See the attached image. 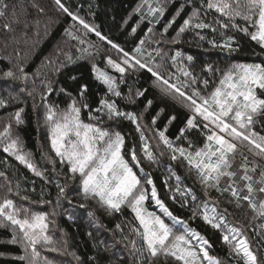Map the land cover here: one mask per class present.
I'll return each instance as SVG.
<instances>
[{"label":"snow or ice","instance_id":"6c2138e0","mask_svg":"<svg viewBox=\"0 0 264 264\" xmlns=\"http://www.w3.org/2000/svg\"><path fill=\"white\" fill-rule=\"evenodd\" d=\"M55 4L78 22L86 30L85 34L92 33L109 45L116 57H106V68L111 72L92 64L95 81L105 89L95 100L91 98L92 85L77 75L69 74L70 83L58 88H54L50 80H41L44 126L51 150L58 158L49 160L53 171L58 176L64 175L66 181L74 182L72 191L77 195L97 201L110 213L123 214L125 209L128 210L131 219L115 225L127 253L128 264H159L161 260L164 264L169 260L173 264H224L211 254L210 240L189 221L174 214L159 192L151 172L142 166L138 153H142L151 164L160 163L150 145V141L155 139V147L159 149L162 145L171 161L186 164L189 175L195 178L203 191L201 199L192 188L184 186L182 178L169 164L166 166L168 177L162 182L168 198L190 211L191 221L199 219L219 231L222 242L229 248L230 258L236 264H264V256L260 255L264 246L254 249L243 228L229 222L227 209L221 210L209 195L211 190L221 195L228 193L231 197L229 202L237 207L247 202L253 221H261L258 227L262 230L260 234L264 235V134L256 130L259 125L264 131V0H184L164 24L161 39L154 41L157 47L153 51L145 49L146 43H152L145 39H140L131 51L125 50L97 26L70 11L62 0H55ZM186 8L190 12L179 25L171 43H179L184 33L196 30L199 40H206L211 49L226 53V67H219L217 62H207L202 68L205 75L198 76L183 64L185 59L191 64L194 61L192 55L175 50L169 56L162 50L169 29ZM8 10L7 0H0V17L6 16ZM134 11L141 20L155 25L164 17L166 5L161 4V0H141ZM4 27L9 28L10 25L6 23ZM137 27H132L133 34ZM205 29L212 33L211 39L200 34ZM229 31L242 33L259 47V53L253 52L256 60L244 62L236 59L241 44L235 35H226ZM146 34L154 35V28L147 27ZM69 35L77 39L72 33ZM79 43L84 44L85 41L80 39ZM81 51L87 53L88 49ZM157 57L169 59L179 74L170 73L166 78L159 70L161 65L156 62ZM66 60L67 63H61L57 72L75 62L71 55H67ZM139 71L150 74L164 95L179 98L187 111L183 120L172 114L166 117L162 126H158L164 112L160 109L152 117L149 127L141 123L143 112L121 108L118 100L134 105L136 97L145 95L146 90L133 92L129 87L127 95L121 90V85L127 84L128 76ZM0 79L22 85L15 91L12 84L0 89V92L7 93L0 94V109L14 102L26 103L21 94L32 98V107L36 109V88L27 87L29 75L23 66L3 70ZM52 94L66 96L67 105L60 107L49 103ZM152 106L153 101L147 100L144 111ZM24 112V107H20L9 113L10 122L0 131V149L35 176L45 178L32 161L31 154L22 151L20 137H13V123L23 125ZM85 112L87 120L82 118ZM125 120L134 125L139 134V149L135 144L126 148L125 135L119 127ZM178 121L182 126H178L176 135L170 137L167 133ZM193 130H199L203 136L202 144L190 138ZM163 155L164 152L160 151L159 156ZM238 155L240 163L234 166ZM57 162L61 166L59 171ZM0 177H4L7 184V194L0 198V228L9 229L11 233L10 238L0 240V244L16 246L21 253L0 251V259L11 260L15 264H51L47 257L41 255L40 248L54 243L53 236L49 234V224L54 221L49 217L56 215L55 210L52 213L35 211L30 206L18 204L10 197L19 196V191H13L4 172H0ZM173 178L175 184H169ZM19 187L17 182L16 189ZM56 187L55 204L59 207L61 200L68 197L69 185L57 182ZM43 195L42 191L41 197ZM21 199L29 200L27 196ZM39 203L52 204L53 201L42 198ZM68 203H71L70 199ZM79 207L84 208L85 205L80 204ZM88 215L93 216L91 212ZM109 247L106 246V250ZM73 255L79 264L80 257ZM118 259L124 260L125 256L120 255Z\"/></svg>","mask_w":264,"mask_h":264},{"label":"trees","instance_id":"16d2710c","mask_svg":"<svg viewBox=\"0 0 264 264\" xmlns=\"http://www.w3.org/2000/svg\"><path fill=\"white\" fill-rule=\"evenodd\" d=\"M140 1L62 0L70 11L83 18L89 24L97 26L104 35H107L115 43L128 51H131L139 43L140 39L145 38L146 29L151 26L147 22H143L137 27L139 20L138 16L134 13V9H136ZM161 2L166 5V11L161 23L154 26L155 34H160L164 24L173 17L176 9L179 8L184 0H174V2H171V0H161ZM7 3L9 4L8 13L6 16L0 17V74H2L3 70L23 66L29 75L27 87L29 88L28 83H30V80L32 82L35 80V104L37 107L34 110L32 98L21 94L22 99L26 103L14 102L9 107L0 109V131L10 122L9 113L14 112L20 107H24L25 123L20 126H16L13 123V137L17 135L20 137L22 151L31 154L32 161L43 172L46 178L35 176L14 157L9 156L0 149V172L5 173L7 180L11 182L13 191H19V196L12 195L10 198L14 199L18 204H24L25 206L34 204L38 207H46V211L48 212L55 210L56 215L53 216V224L57 234L54 233V247L51 246V249H57L54 252L59 256H62V254L63 256H67L70 261L72 260L71 263L78 264V261L69 257V251L75 254V256L80 257L79 264H128L127 253L123 249V243L120 242V233L115 230L117 223H122L125 219H131L128 210L125 209L123 214L110 213L96 205L93 200L84 199L73 192L72 188L75 187V183L66 181L64 175L58 176L57 172L53 171V165L47 161L49 152H47L44 131L39 125L40 110H42L41 105H43L40 93L44 91L41 87L42 79L52 81L54 88H58L60 85L66 86L70 83L68 81L69 74L82 77L92 85L93 95L91 98L93 100L98 99L99 95L105 91L104 86L95 81L91 71V63L77 52L75 46L67 47L64 43L67 26L70 24V17L59 10L55 4V0H7ZM188 12H190V9L186 8L185 12L177 18L176 24L169 29L166 39L172 40V37L176 34V30L182 24ZM210 19L211 16H209ZM6 23L10 25L9 28L4 27ZM132 27H137L135 34L131 32ZM200 34L209 39L212 38V33L207 29L201 31ZM226 35H235L241 44V49L236 59L244 62L256 60L253 52L259 53L260 49L250 38L244 36L242 33L231 31L227 32ZM216 39L218 42L220 41L219 32L216 34ZM174 48L175 50H181L185 55H192L194 57V61L191 64L187 61L185 63L198 76L205 75L202 72V68L207 62H217L221 68L226 67L228 63L225 59L226 53L211 49L207 41L199 40L196 31L193 30L182 35L180 42ZM67 55H71L75 62L57 72L56 69L59 68L61 63H67ZM55 59H57L56 62H54ZM8 84H12L13 91L22 86L19 82L13 83L0 79V89H3ZM196 86L203 87L202 85ZM129 87L132 88L133 92L137 89L141 91L146 90L145 95L143 97H136L134 105L120 100L117 103L121 108L135 110L137 113L143 112L141 120L144 125L151 127V119L160 109H164V112L158 120V126H162L169 115L175 114L179 117V120H183L187 114L181 103L170 96L164 95L156 87L154 78L147 72L139 71L129 75L127 84L121 85V90L125 95H127ZM31 88L33 87L31 86ZM0 94L7 95L6 92H0ZM147 100H152L153 106L145 112L144 106ZM49 103H56L60 107H65L68 103V98L63 94H52L49 97ZM82 118L87 120L86 112L82 114ZM178 126H182L179 125V121L170 127L167 134L170 137H174ZM119 127L122 134L125 135L126 148H131L135 144L139 149V134L135 131V126L125 120L120 122ZM256 130L264 134L259 125L256 126ZM190 138L201 144L203 142V136L199 130H193L190 133ZM151 143L154 153L159 157L160 163L159 165L151 164L143 156H140L141 164L145 170L151 172L165 202L174 214L189 221L192 227L196 228L210 240L212 244L211 254L229 263L228 248L222 242L220 232L205 225L199 219L194 222L191 221L189 219L191 212L187 209H182L179 204L173 203L168 198L169 194L162 183L168 177L166 166L169 164L175 173L182 178L184 186L192 188L198 193L195 178L189 175L184 165L180 162L171 161L169 155L164 154L163 156H159V152L163 151V146L161 145L157 149L155 147V139H152ZM60 167L57 162V171L60 170ZM17 182L20 185L19 189H16ZM57 182L69 185L68 197L61 200L59 207L55 204L58 192L56 187ZM169 184H175L174 178L169 180ZM42 191L44 193L43 197H41ZM6 194L7 184L5 178L0 177V198H3ZM23 196H27L29 200H22L21 197ZM42 198L45 201L51 200L53 203L41 205L39 201ZM69 199L71 203H68ZM31 201L37 203H30ZM80 204H84L85 207L80 208ZM73 211H77V214H73ZM89 212L93 216L90 217L88 215ZM233 217L235 219L238 218L239 222L244 221L245 224H247L246 220L249 221L244 207L240 209V213H233ZM125 231H127L126 228ZM50 232L53 236V232L51 230ZM10 235L9 229L0 228V240H6L10 238ZM64 241L67 243L65 244ZM106 246L111 247L106 250ZM0 251L9 254H21L18 247L6 244H0ZM120 255H124L125 259L119 260L118 257ZM0 264H15V262L0 259ZM159 264H164L163 260ZM168 264H173V261L169 260Z\"/></svg>","mask_w":264,"mask_h":264},{"label":"rangeland","instance_id":"374dc122","mask_svg":"<svg viewBox=\"0 0 264 264\" xmlns=\"http://www.w3.org/2000/svg\"><path fill=\"white\" fill-rule=\"evenodd\" d=\"M140 3H141V1H140ZM161 4L164 5L163 2H161ZM134 13L136 14V16H138V20H139V22L137 24L138 27L140 26L141 23L147 22V21L141 20L139 15L135 11H134ZM213 14L215 15V13H213ZM160 23H161V21H160ZM154 26H156V24L155 25H151V27H153V28H154ZM193 31H196V30H193ZM187 32H189V31H187ZM187 32L184 33V34H187ZM69 33H72L73 35H75L77 37V39H73V36L69 35ZM85 33H86V30L83 29V27L81 25H79L78 22L73 21L70 18V24L67 26L64 43L66 44L67 47L68 46H70V47H74L75 46L76 49H77V52L80 55H82L83 57H85L91 63V65L93 63H95L102 70H107V71L111 72L112 71L111 69H107L106 68V57L111 55V56H113V58H115L116 57V53L114 52V50H111L109 45H107L105 42L100 41L94 34H92V33L85 34ZM80 39H83L85 41V43L84 44H80L79 43ZM144 39L146 41H152V43H150V44L146 43L145 49L147 51H153V49L155 47H157V45L154 43V41L161 39V36H160V34H155V30H154V35L153 34H146ZM177 44H172L171 40H168V39L165 38L164 44L162 46V50L164 52L168 53L169 56L173 55L174 51H175L174 47H176ZM65 49H66V47H65ZM82 49H88V52L85 53V52L81 51ZM153 55H155L154 52H153ZM56 61H57V59L54 60V62H56ZM186 61H187L186 59L183 61V64H184L185 67H187V65L185 63ZM156 62L161 65L159 70L161 71V73L166 78L169 76L170 73H176L177 75L179 74L177 72V67L172 66L171 61L168 60L167 58L161 60L159 57H157L156 58ZM30 83H28V86H29L30 89H31V86L32 87L36 86V84L33 85V82L31 80H30ZM155 85L161 91V88L156 83H155ZM174 99L177 100L179 103H181V101L179 100L178 97L174 98ZM41 106H42V110H40V112H41L40 114L41 115L39 117V119H40V121H39L40 124L39 125H40V128L43 129V131H44L47 152H49L48 156H47V161H49L50 159H57L58 160V158H56L55 154L52 152L51 147H50V142H49V140L47 138V131H46V128L44 126V111L45 110H44V106L43 105H41ZM142 122L143 121L141 120V123ZM150 145L152 146L151 141H150ZM163 152H164V154L168 155L167 150L164 149V148H163ZM138 155L139 156H143L142 153H138ZM239 163H240V159H239V155H238L237 156V160H236V165H234V166H238ZM184 168L187 171L186 164H184ZM197 186H198L197 187L198 197H200L202 199L203 198V191H202L201 186L199 185L198 182H197ZM209 195H210V198L213 201L218 203V206H219V208L221 210L227 209V213H228L227 218H228L229 222H231L233 225H235L237 227L243 228V230L245 231L246 235L249 237V239L251 241V244H252L254 249L258 248L259 246H264V235L260 234L262 232V230L258 227V225L261 223V221L260 220L253 221V219H252L253 213L247 207V202H244L241 207H237L235 203H230L229 202L231 200V197H230V195L228 193H225V194L221 195L217 191L211 190ZM93 202L96 205H98L100 208H102L105 211L109 212L103 206H101L99 203H97V201L93 200ZM27 206H30L35 211L48 212V211H46V207H43V206L42 207H38V206H36L34 204L27 205ZM152 207H154V206H152ZM242 207H244L246 209V214L249 217V221L248 220L245 221L247 224H245L244 221L239 222L238 218L235 219L233 217V213H235V212H239L240 213V209ZM150 210H152V208H150ZM74 212L75 211H73V214H77V211L75 213ZM48 213H52V211H50ZM49 219L51 221H53V216H50ZM254 229H255V231H254ZM50 230L53 232V238H54L55 234H57V231H56V228H55L53 223L49 224V234L52 235ZM51 246L54 247V245L52 244L50 246H46V248H40V251L43 249L41 251V255L44 256V257H47V259L51 262V264H68V262H69V264H73V263H71L72 260L70 261L67 256H63V254H62V256H59V255L56 254V252L52 251L51 250ZM225 246L228 248L227 245H225ZM228 252H229V248H228ZM69 255H70L69 257L74 258V255H73V253L71 251H69ZM260 255L264 256V249L260 250ZM229 260H230L229 263L225 262L224 260H222V261H224V264H236L235 261L232 260L230 257H229Z\"/></svg>","mask_w":264,"mask_h":264}]
</instances>
